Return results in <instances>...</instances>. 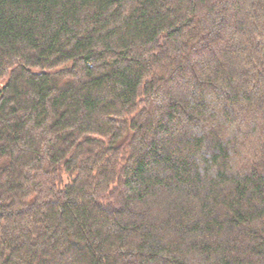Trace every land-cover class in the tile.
<instances>
[{
  "label": "trees",
  "instance_id": "16d2710c",
  "mask_svg": "<svg viewBox=\"0 0 264 264\" xmlns=\"http://www.w3.org/2000/svg\"><path fill=\"white\" fill-rule=\"evenodd\" d=\"M0 264H264V0H0Z\"/></svg>",
  "mask_w": 264,
  "mask_h": 264
}]
</instances>
